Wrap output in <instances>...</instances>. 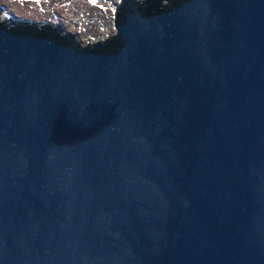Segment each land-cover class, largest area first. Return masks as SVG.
<instances>
[{
  "label": "water",
  "instance_id": "water-1",
  "mask_svg": "<svg viewBox=\"0 0 264 264\" xmlns=\"http://www.w3.org/2000/svg\"><path fill=\"white\" fill-rule=\"evenodd\" d=\"M168 1L0 25V264H264V0Z\"/></svg>",
  "mask_w": 264,
  "mask_h": 264
},
{
  "label": "rangeland",
  "instance_id": "rangeland-1",
  "mask_svg": "<svg viewBox=\"0 0 264 264\" xmlns=\"http://www.w3.org/2000/svg\"><path fill=\"white\" fill-rule=\"evenodd\" d=\"M122 3L123 0H0V21L59 26L63 33L86 45L118 33L115 18Z\"/></svg>",
  "mask_w": 264,
  "mask_h": 264
},
{
  "label": "trees",
  "instance_id": "trees-1",
  "mask_svg": "<svg viewBox=\"0 0 264 264\" xmlns=\"http://www.w3.org/2000/svg\"><path fill=\"white\" fill-rule=\"evenodd\" d=\"M140 4H144L145 6H155V7H161L158 6L159 5H167V3H169V1L165 2L163 0L160 1H155L151 4H148L147 2H143V1H138ZM0 25L4 28H7L15 33H26V34H41V33H45L50 31V29H52L50 26H40L38 24L35 23H30V22H15V23H7V22H3L0 21ZM60 33V32H59ZM67 33H60V37H70V35H66ZM116 35L110 36L104 40L101 41H97L94 43H88L86 45L81 44V48L85 49L88 52H94V51H98V50H102L103 48L107 47L108 45L114 43V42H119L120 39L119 37ZM71 38V37H70ZM73 38V37H72ZM76 39V38H75Z\"/></svg>",
  "mask_w": 264,
  "mask_h": 264
},
{
  "label": "flooded vegetation",
  "instance_id": "flooded-vegetation-1",
  "mask_svg": "<svg viewBox=\"0 0 264 264\" xmlns=\"http://www.w3.org/2000/svg\"><path fill=\"white\" fill-rule=\"evenodd\" d=\"M134 1H136V0H134ZM142 1V0H141ZM147 1H151V0H145L144 2H147ZM168 0H165V2H167ZM124 4V3H123ZM122 7V6H121ZM120 10V9H119ZM6 22V21H5ZM57 32H60V33H63V32H61L58 28H57Z\"/></svg>",
  "mask_w": 264,
  "mask_h": 264
}]
</instances>
